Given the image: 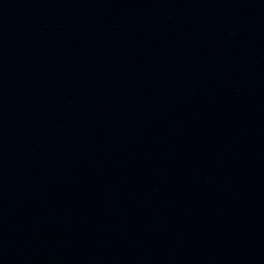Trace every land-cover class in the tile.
Instances as JSON below:
<instances>
[{"label": "water", "instance_id": "95a60500", "mask_svg": "<svg viewBox=\"0 0 264 264\" xmlns=\"http://www.w3.org/2000/svg\"><path fill=\"white\" fill-rule=\"evenodd\" d=\"M0 264H264V0H0Z\"/></svg>", "mask_w": 264, "mask_h": 264}]
</instances>
